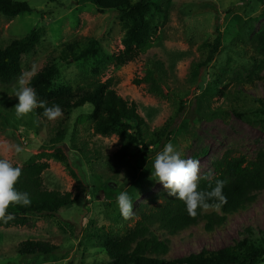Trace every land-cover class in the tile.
I'll use <instances>...</instances> for the list:
<instances>
[{
	"label": "rangeland",
	"instance_id": "obj_1",
	"mask_svg": "<svg viewBox=\"0 0 264 264\" xmlns=\"http://www.w3.org/2000/svg\"><path fill=\"white\" fill-rule=\"evenodd\" d=\"M26 2L29 13L14 18L0 15V48L21 39L30 30L41 33L33 52L21 57V74L8 85L0 84V158L23 166L38 154L63 149L71 173L47 156L48 169L42 174L49 191L69 192L76 202L54 216L32 218L31 227H0V264H106L101 235L122 234L133 227L141 213L172 198L152 177L153 149L135 159L116 163L117 137L95 135L88 119L91 108L76 109L68 118L54 121L35 119L30 113L15 114L17 81L25 80L59 56L61 44L75 40L85 47L98 43L100 54L114 55L121 49L125 22L113 11L75 0H15ZM136 2L138 0H131ZM163 13L148 17L157 25L153 46L125 66L97 62L101 55L69 65L58 64V85L88 88L112 79L116 93L134 102L145 120L143 139L166 121L174 122L170 141L183 159L200 162V176L212 171V163L226 152L253 159L264 151V0H152ZM219 39L220 47L205 68L200 46ZM154 70L146 82L148 70ZM134 80L139 85L133 84ZM157 86L163 96L152 91ZM236 90L240 95H236ZM258 100V101H256ZM260 100V102H259ZM236 114L240 115L238 117ZM65 129V138L52 145L55 133ZM168 142V143H169ZM20 145L21 153L6 150ZM126 191L133 201L134 215L124 219L115 196ZM209 212V211H206ZM264 229V191L255 201L230 216L222 228L206 233L203 223L169 238L167 258L216 251L247 236L260 238ZM25 240L45 241L59 247L50 257L21 256L18 244ZM258 264H264L261 259Z\"/></svg>",
	"mask_w": 264,
	"mask_h": 264
},
{
	"label": "trees",
	"instance_id": "obj_2",
	"mask_svg": "<svg viewBox=\"0 0 264 264\" xmlns=\"http://www.w3.org/2000/svg\"><path fill=\"white\" fill-rule=\"evenodd\" d=\"M57 3L58 0H47ZM75 4L94 5L99 10L115 12L125 22V33L121 40L122 49L114 55L100 54L98 43L91 40L85 47L77 41H67L60 46L58 58L47 63L28 81V86L36 90L38 99L48 101V105L58 104L66 118L70 112L89 106L88 119L92 132L102 137H117L119 149L113 154L116 163L126 158L135 159L145 152L159 149L170 141L174 129V122L168 120L159 128L154 129L147 140L143 139L145 120L138 114L134 102L127 101L119 96L113 85V80L96 82L85 88L72 87L71 84L58 85L60 76L58 64L69 65L87 57L101 55V62H108L116 67L125 66L145 54L153 46L152 39L156 34L157 25L148 17L151 12L162 14L160 5L152 0H75ZM32 9L26 2L15 0H0V15L14 18L19 14L29 13ZM41 38L38 30H30L21 39L11 41L6 47L0 48V84L8 85L21 74V57L33 52ZM264 38V36H263ZM264 44V39L260 40ZM220 47L219 39L212 43L200 46L204 53V60L196 65L205 68L214 58ZM154 70H148L144 81L148 82ZM137 80L133 84L139 85ZM152 91L163 96L157 86ZM241 92L236 90V95ZM258 101V100H256ZM260 102V100H259ZM43 109L36 108L30 114L37 120L49 121L42 115ZM241 118L240 115L236 114ZM64 127L60 128L54 136L52 145H59L65 138ZM154 151V150H153ZM48 157L59 163L71 173V167L63 149L56 147L49 154L41 153L29 159L22 167L23 174L15 185L17 190L27 192L31 198L30 206L12 205L8 212L14 218L7 222L0 220V227H31L32 218L38 216H54L61 209L72 206L77 197L71 193L49 191L43 185L42 174L48 169L46 161H36V158ZM16 166V165H14ZM212 183L215 179H226L228 183L223 189L227 197L218 210L211 209L206 212L197 210L195 218L190 217L184 203L178 199L170 198L160 206L141 213L134 226L125 230L121 235L106 233L101 235L100 245L104 250L106 264H258L264 259V229L259 232L260 238L253 239L250 230L247 236L235 241L233 245L216 251L201 249L197 253L178 258H167L169 238L177 236L198 222L203 223L206 233H212L222 228L228 218L240 209L252 204L259 192L264 191V151H259L253 159L244 155L232 156L226 152L220 159L212 163ZM208 180L200 178L199 188L207 189ZM218 203V201H209ZM18 254L21 256L50 257L58 255L59 247L45 241L25 240L18 244Z\"/></svg>",
	"mask_w": 264,
	"mask_h": 264
},
{
	"label": "clouds",
	"instance_id": "obj_3",
	"mask_svg": "<svg viewBox=\"0 0 264 264\" xmlns=\"http://www.w3.org/2000/svg\"><path fill=\"white\" fill-rule=\"evenodd\" d=\"M17 103L14 105L15 114L22 118L36 108L43 109L42 115L50 121H54L63 115V110L58 104L48 105V101L38 99L36 90L28 86L24 76L17 81L14 89ZM21 153L20 145L9 146L6 150ZM23 174L22 167L14 166L12 160L0 158V220L5 222L12 220L14 216L8 212L12 205L30 206L29 193L19 191L15 187ZM152 177H154L167 191L169 197L182 201L190 217L195 218L197 210H218L227 202L223 189L228 183L226 179H215L212 183V173H205L204 179L209 181L207 189L199 188L200 162L192 158L183 159L181 153L169 142L163 145L155 154L152 163ZM218 203H209V201ZM115 202L120 215L124 219H130L133 215V201L126 191H121L115 196Z\"/></svg>",
	"mask_w": 264,
	"mask_h": 264
}]
</instances>
